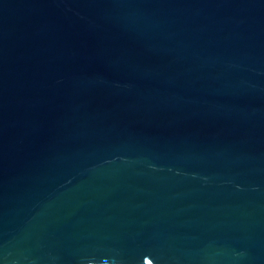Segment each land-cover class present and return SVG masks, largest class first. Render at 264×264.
Wrapping results in <instances>:
<instances>
[{"label":"water","instance_id":"water-1","mask_svg":"<svg viewBox=\"0 0 264 264\" xmlns=\"http://www.w3.org/2000/svg\"><path fill=\"white\" fill-rule=\"evenodd\" d=\"M0 264H264V0H0Z\"/></svg>","mask_w":264,"mask_h":264}]
</instances>
